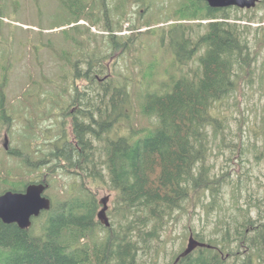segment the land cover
<instances>
[{
    "label": "trees",
    "instance_id": "16d2710c",
    "mask_svg": "<svg viewBox=\"0 0 264 264\" xmlns=\"http://www.w3.org/2000/svg\"><path fill=\"white\" fill-rule=\"evenodd\" d=\"M234 8L235 15L231 13ZM239 11L238 7L213 8L204 0H185L174 16L181 21L167 32L163 29L162 39L168 37L177 66H187L195 58L199 66L194 73L172 75V88L170 82L163 83L165 89L159 93L139 94L142 114L157 119L146 129L134 127L132 111L137 102L128 84L108 75L100 78L106 69L105 57H97L96 49L85 55L84 47L90 49L87 39L75 43L83 46L81 54L67 63L73 69L74 82L78 78L87 81L84 89L74 83L76 95L70 104L76 110L63 113L57 139L49 142L50 149L44 154L37 149L40 158L36 161L20 150L12 153L22 157L28 167L75 174L81 178L80 191L52 201V208L33 218L29 229L0 219V264H160L165 243L162 232L176 218L175 213L186 210L197 196L210 210L219 186L229 182L209 162V130L214 127L217 131L220 125L214 108L233 89L236 70L248 63L247 33L256 30L264 36V25L253 27L257 18L239 15ZM90 19L93 25L99 22L96 13ZM105 27L111 30L108 16ZM90 30L88 27L82 34L89 35ZM152 30L146 29V34ZM110 40L114 48H127V42L118 41L115 34ZM81 62L88 64L86 69ZM3 85L0 122L6 123L11 118ZM122 121L130 127L126 133L117 129ZM44 180L48 182L46 178L34 182ZM91 180L106 183L115 192L110 227L98 219L99 201L87 187ZM27 185L10 190L24 191ZM208 192L211 201L205 203ZM235 196L236 212L223 220L225 226H217L209 236L195 233L210 247H198L178 259L183 250L165 264H264V193L255 197L250 192L245 204H239V189Z\"/></svg>",
    "mask_w": 264,
    "mask_h": 264
},
{
    "label": "rangeland",
    "instance_id": "374dc122",
    "mask_svg": "<svg viewBox=\"0 0 264 264\" xmlns=\"http://www.w3.org/2000/svg\"><path fill=\"white\" fill-rule=\"evenodd\" d=\"M103 1L106 5L102 4ZM125 2L1 1L0 84H4L6 112L11 119L0 122V194L10 189L21 190L27 183L45 178L49 183L45 194L53 202L80 191L81 178L75 174L62 169L47 173V167L37 170L28 167L22 157L12 153L15 149L20 150L36 161L40 158L37 149L44 154L50 149L49 142L57 139L63 113L67 109L74 111L70 103L76 95L75 85L80 89L87 85L84 78H76L74 82L73 69L67 63L81 54L83 46L76 45L77 41L87 39L90 49L84 47L85 55L96 49L97 57H105L103 65L106 69L100 78L108 75L128 84L137 102L132 115L134 127L138 128H151L157 123L156 118L142 114L139 94L159 93L165 89L162 84L169 83L172 75L191 74L199 66L196 58L187 66H177L168 37L162 39L163 29L167 32L174 23L181 21L174 16L185 0ZM82 4L88 6L82 9ZM241 10L239 15L257 18L251 23L253 27L264 25V19L262 22L258 20L264 17V3L250 10ZM92 13L99 18L96 25L91 24ZM231 13L237 14L236 9ZM78 15L82 18L79 21ZM107 16L111 30L105 27ZM88 27L91 33L82 34ZM150 28L152 32L146 34V29ZM111 34H115L118 41L127 42V48H114ZM247 34L250 39L248 63L236 70L238 75L234 76L235 84L230 94L215 104L214 114L220 118V125L216 127L217 131L214 127L209 130V162L218 176L229 182L219 186V195L210 210L198 201L197 196L196 201L187 204L186 210L175 213L176 218L162 232L165 243L160 264L173 262L186 248L191 233L201 232L209 236L215 233L217 226L221 229L223 220L236 212L237 189L242 194L239 204L246 203L250 192L255 197L264 193V36L256 30ZM80 64L83 70L88 66ZM66 125L70 130L69 119ZM129 128L124 121L117 125L118 131L123 133ZM224 173L228 175H221ZM87 184L99 201L98 212L107 205L112 223L115 192L100 181L91 180ZM103 199H106L105 203L101 202ZM210 201L209 195L205 203ZM254 210L252 212L257 213ZM35 226L38 228L39 223Z\"/></svg>",
    "mask_w": 264,
    "mask_h": 264
},
{
    "label": "water",
    "instance_id": "95a60500",
    "mask_svg": "<svg viewBox=\"0 0 264 264\" xmlns=\"http://www.w3.org/2000/svg\"><path fill=\"white\" fill-rule=\"evenodd\" d=\"M213 8L238 7L241 9L255 8L260 0H204ZM49 188L46 180L42 182H32L27 185L24 191L7 190L0 194V219L4 223H16L22 229H29L33 225V218L39 217L43 211L50 210L53 202L45 192ZM108 197H106L107 199ZM106 199L101 200L102 203ZM108 206L105 205L98 212V219L106 227L111 226V221L107 214ZM198 247H210L206 242H202L190 234L188 244L178 259L192 253Z\"/></svg>",
    "mask_w": 264,
    "mask_h": 264
},
{
    "label": "flooded vegetation",
    "instance_id": "af4514ba",
    "mask_svg": "<svg viewBox=\"0 0 264 264\" xmlns=\"http://www.w3.org/2000/svg\"><path fill=\"white\" fill-rule=\"evenodd\" d=\"M176 260H178V259H176ZM177 262V261H176Z\"/></svg>",
    "mask_w": 264,
    "mask_h": 264
}]
</instances>
